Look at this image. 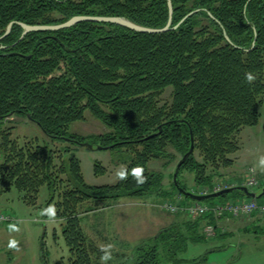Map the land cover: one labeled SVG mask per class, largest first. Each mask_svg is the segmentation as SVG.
<instances>
[{
  "label": "trees",
  "instance_id": "trees-1",
  "mask_svg": "<svg viewBox=\"0 0 264 264\" xmlns=\"http://www.w3.org/2000/svg\"><path fill=\"white\" fill-rule=\"evenodd\" d=\"M171 3V26L181 24L162 33L83 21L60 30L30 32L19 40L23 28L18 22L56 25L78 15L123 17L163 28L169 20L168 0H0V36L17 22L0 41V193L15 188L35 204L46 185L50 202L57 196L56 217L65 221L70 256L68 263L62 259L56 264H101V248L82 228L83 211L122 197L188 191L179 177L184 170L194 174L196 185H209L222 168L233 164L229 156L240 148L241 129L259 123L264 104V0ZM246 72L256 76L253 83L245 80ZM168 88L171 101L162 103ZM86 111L108 131L71 134V124L85 119ZM13 115L28 117L64 146L18 141L13 127L4 125ZM192 141L194 151L180 167L178 186L172 180L166 188L165 174L150 170L149 162L162 160L167 167L176 155L180 161ZM85 142L118 150V163L126 165L129 178L112 185L88 184L74 148ZM135 167L144 169L145 183L133 180L130 170ZM96 168L104 170L99 163ZM242 198L246 195L235 187L204 201ZM185 199L194 200L186 194ZM87 202L93 203L90 209ZM210 222L213 219L204 216L172 224L150 243L137 246L121 264H193L197 259L180 255L188 243L206 239L201 230ZM42 257L48 264L44 243Z\"/></svg>",
  "mask_w": 264,
  "mask_h": 264
},
{
  "label": "rangeland",
  "instance_id": "rangeland-1",
  "mask_svg": "<svg viewBox=\"0 0 264 264\" xmlns=\"http://www.w3.org/2000/svg\"><path fill=\"white\" fill-rule=\"evenodd\" d=\"M170 94L171 88H168L162 95L161 102L171 101ZM260 112L261 117L259 123L255 126L243 127L237 135L240 148L236 153L229 156L233 159V164L230 167L222 168L219 175L215 176L212 181L223 180L228 182L230 186L238 187L246 182V172L248 168H253L259 183L261 185L264 183V166L260 164V157L264 156V104L260 108ZM4 125L13 127V137L17 138L20 142H23L25 139H35L38 144L49 145L54 149L64 146V142L49 138L41 127L28 117L13 115L4 122ZM107 131V127L89 111L85 112V119L72 123L69 130L71 134H78L81 136L97 135ZM74 148L77 157L81 161L84 179L90 185L101 186L115 184L118 181L116 173L122 168H126L125 164L118 163V160L121 158V154L118 150L98 148L97 146L89 148L84 144L75 145ZM176 156L177 160L167 167L163 164L164 162L162 160H151L148 164L150 170L162 171L165 174L164 185L166 188H170L173 180L171 174L175 172L176 165L181 158L180 155ZM196 157L202 160L198 152H196ZM58 162H60V159ZM96 163H99L104 170L97 172ZM179 177L180 181L188 188L189 192L198 188V185L195 184V177L192 172L184 170ZM261 185L259 187H261ZM251 190H254L258 194L263 191V189L261 190V188L257 187ZM175 196V194L167 197L152 195L142 199L122 197L118 200L122 202L123 206L116 207L115 210L111 211H105V208H109L110 205H113L117 201L108 206H103L104 204L97 202L95 205L96 207H93L94 209L81 213V225L84 226V228L83 226L82 228L88 236V217L90 214H93L92 211L99 210V212H102L99 213L100 215L106 214V218L103 219V225L106 224V221L109 222V227L107 226L110 232L109 235L113 232V228H121L124 230L126 240H118L117 242L110 239H107V241H100V239H91L88 236V238L100 248L103 245L115 243L113 244V258L108 261V263L121 264L127 261L136 246L150 243L161 230L160 227L155 231V236L153 233L148 234L150 229L154 230L156 228L155 225L157 224L154 223L149 226L150 224H147V217L150 219V217L154 215L155 218H158L163 224L166 223L168 226L169 224H181L185 220L190 219L184 212L172 215V213L157 206L166 199L176 200ZM57 199L56 196L54 202H50V191L46 185L42 186L40 189L35 204L26 202L23 199V194L15 188L9 192L0 193V210L15 218V222L13 223L0 225V264H45L42 257V243H44L48 264L60 263L63 260L64 263L69 262V249L63 236L65 221L56 216L54 219H50L47 216L41 215L43 209L49 206L55 207ZM132 200L135 202H142L144 205L128 204V202ZM259 201H264V196L261 197ZM89 204L93 203L87 202V208H89ZM139 206V209L142 208L143 210L149 209L153 211L151 214L146 212V216L141 215L137 213ZM148 214H150V216ZM171 216L174 217L172 218ZM248 218L249 217H241L236 219V226L233 229L235 230L234 236L212 243H210V240L198 243L190 242L186 250L180 256L185 259H199L201 256L207 255V260L214 264H222L226 257H229L231 261L229 264H264V223L255 226L245 222ZM82 219H84V224ZM207 224L208 223L202 227V233ZM166 225L162 226V229L165 228ZM244 226H248V228L246 229ZM181 228L186 232L183 224ZM14 229H18V231ZM134 229H141V233H138V230L135 231ZM224 229L227 231L229 228L227 229L225 226ZM218 231H220V229H218L217 232ZM145 234L147 236L150 235V238H143ZM99 235L101 237L104 236L103 232L99 233ZM204 235L206 236V234ZM13 239L18 242V251L9 248V241ZM215 245L220 247V251L211 253L209 249Z\"/></svg>",
  "mask_w": 264,
  "mask_h": 264
},
{
  "label": "built area",
  "instance_id": "built-area-1",
  "mask_svg": "<svg viewBox=\"0 0 264 264\" xmlns=\"http://www.w3.org/2000/svg\"><path fill=\"white\" fill-rule=\"evenodd\" d=\"M256 177L255 170L248 168L246 182L240 186L247 187L250 190L259 187L261 184ZM232 187L228 182L223 180H214L209 185L199 186L193 192L199 195H207ZM175 197L176 200L166 199L157 206L172 214L184 212L191 219L209 216V218L213 219V222L208 223L204 227V233L208 236H213L217 229L224 231V228L219 225V221L222 219L252 217L254 214L264 216V201H259L256 198H243L208 204L203 201L185 203L182 194H177ZM13 222H15L13 216L0 210V225Z\"/></svg>",
  "mask_w": 264,
  "mask_h": 264
},
{
  "label": "water",
  "instance_id": "water-1",
  "mask_svg": "<svg viewBox=\"0 0 264 264\" xmlns=\"http://www.w3.org/2000/svg\"><path fill=\"white\" fill-rule=\"evenodd\" d=\"M168 6H169V20L163 28H149V27L141 26V25H138L135 22H132V21H130L126 18H123V17L78 15V16H74V17L70 18L66 22H63L61 24H56V25H28V24H25L22 22H18V24H20V26L23 28V33H22L21 37L19 38V40H21L27 33H30V32L60 30V29H64V28H69V27H71L77 23L83 22V21L114 23V24H118L120 26L129 28V29H131L133 31H137V32L162 33V32H166V31L171 30V29H176L181 24V22H180L175 26H171L172 25V13H173L171 0H168ZM14 23H17V22L13 21L8 25L4 34L0 36V41L10 34V32L12 30V26ZM263 128H264V126H263ZM83 144L88 146L89 148H93V145L88 143V142H85ZM97 147L98 148H104L102 146H97ZM193 151H194V144L192 141L190 150L178 162L176 170L174 172L173 180L177 186H178L177 176L179 174L180 167L189 158V156L193 153ZM240 189L244 192V194L247 197H250V198H261L264 194V189H263L262 193H260V194H258L257 192L250 191L247 187H241ZM231 190L232 189L229 188V189H225V190H222V191H219L216 193H212L209 195H195L189 191L179 189L180 192H182V193H184V194H186V195H188L191 198L196 199V200H205V199H208L210 197L220 196L221 194L231 192Z\"/></svg>",
  "mask_w": 264,
  "mask_h": 264
},
{
  "label": "crops",
  "instance_id": "crops-1",
  "mask_svg": "<svg viewBox=\"0 0 264 264\" xmlns=\"http://www.w3.org/2000/svg\"><path fill=\"white\" fill-rule=\"evenodd\" d=\"M120 200H117V202L116 203H114L113 205H110L109 206V208L108 207H106L105 208V211H111V210H115V208L116 207H121V206H123L122 205V202H119ZM117 203H119V204H117ZM128 204H131V205H144L142 202H135L134 200H132V201H130V202H128ZM140 208V206L138 207V211H137V213H139V214H141V215H144V216H146L145 214H146V212L147 213H150L151 214V212L153 211V210H149V209H146V210H143L142 208L141 209H139ZM152 209V208H151ZM101 211H102V209H101ZM92 213L93 214H90L89 215V217H88V227H89V232H88V236L91 238V239H96L97 238V240H99L100 239V241H104V240H106L107 241V239H110V240H115L116 242L118 241V240H126L125 239V231L124 230H122L121 228H119V229H114L113 228V234L111 233L110 235H109V230H108V228H107V226L109 225V222L108 221H106V224L105 225H103L104 223H103V219H105L106 218V214L104 215V214H99V213H102V212H99V210H95V211H92ZM99 214V215H98ZM150 214H148L149 216H150ZM103 217V218H102ZM172 218L174 217V216H171ZM147 219V224L149 223L150 225L149 226H151V224H154V223H156L157 225H155L156 226V228L154 229V230H151L150 229V232L148 233V234H152L153 233V235H154V233H155V231H157L160 227H161V230H163V229H165V228H167V227H169L170 226V224H169V226L168 225H166V223L165 224H163L162 223V221H160L158 218H155L154 217V215H152L151 217H150V219H149V217H147L146 218ZM236 219L237 218H229V220L228 219H222V220H220L219 221V225L222 227V228H224L225 226H226V228L228 229L227 231L225 230V232L224 231H218L217 233H216V235L215 236H206V239L204 240L205 242H207L208 240H210L211 242L210 243H212V242H214V241H219V240H221V239H227V238H230V237H232V236H234V231L235 230H233L234 228H235V226H236ZM83 220L84 219H82V222H83ZM87 220V219H86ZM243 221H245V220H243ZM246 223H251V224H253V225H258V224H262V223H264V217H259V216H254V217H252V218H249L247 221H245ZM162 223V224H161ZM83 224H84V222H83ZM164 225H166V227L165 228H163L162 229V226H164ZM83 226V225H82ZM109 227V226H108ZM246 229L248 228V226L246 227V226H244ZM83 228H84V226H83ZM135 231L136 230H138V229H134ZM141 229H139L137 232L138 233H141V231H140ZM160 230V231H161ZM159 231V232H160ZM101 232H103V237H101L100 235H99V233H101ZM158 232V233H159ZM157 233V234H158ZM156 234V235H157ZM152 235V236H153ZM147 235L145 234L144 235V237L143 238H145V239H148V238H150V235L149 236H147ZM155 236V235H154ZM123 237V238H122ZM113 244H115V243H113ZM137 247V246H136ZM220 247H218V245H215L214 247H212L211 249H209L210 250V252L212 253V252H217V251H220V249H219ZM223 249V248H222ZM207 255L205 256V255H203V256H201L199 259H197V262H195V263H193V264H214V263H211V262H209V260H207ZM225 257V256H224ZM223 257V258H224ZM187 259V258H186ZM187 260H195V259H187ZM218 260V259H217ZM231 261H230V259H229V257H226V259L222 262V264H229ZM218 264V263H217Z\"/></svg>",
  "mask_w": 264,
  "mask_h": 264
},
{
  "label": "clouds",
  "instance_id": "clouds-1",
  "mask_svg": "<svg viewBox=\"0 0 264 264\" xmlns=\"http://www.w3.org/2000/svg\"><path fill=\"white\" fill-rule=\"evenodd\" d=\"M245 80L251 84L256 80V76L252 72H246L244 74ZM260 164L261 166H264V156L260 157ZM130 174L133 178V180L136 181L138 184H143L147 181V177L144 175V169L142 167H135L130 170ZM117 179L120 181H126L129 178V170L127 168H122L116 173ZM42 216H47L50 219H54L56 216V209L54 206H49L42 210L41 213ZM18 231V229H14ZM9 248L19 250L18 242L16 240H10L9 241ZM113 244H107L103 245L101 247V252L103 253L100 257L101 264H108V261L112 260L113 258Z\"/></svg>",
  "mask_w": 264,
  "mask_h": 264
}]
</instances>
